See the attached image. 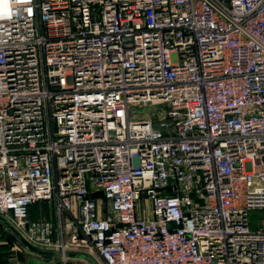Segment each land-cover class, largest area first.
Segmentation results:
<instances>
[{
    "label": "built area",
    "instance_id": "2783aa9c",
    "mask_svg": "<svg viewBox=\"0 0 264 264\" xmlns=\"http://www.w3.org/2000/svg\"><path fill=\"white\" fill-rule=\"evenodd\" d=\"M254 210L264 0H0V216L27 242L102 264H264Z\"/></svg>",
    "mask_w": 264,
    "mask_h": 264
},
{
    "label": "crops",
    "instance_id": "0c3cea01",
    "mask_svg": "<svg viewBox=\"0 0 264 264\" xmlns=\"http://www.w3.org/2000/svg\"><path fill=\"white\" fill-rule=\"evenodd\" d=\"M33 207L34 205L30 207V210ZM0 224L4 226L1 222ZM69 251L81 252V253L87 254L91 256L93 259H95L98 262V264H100L98 259L94 256L96 254L91 253L87 250H69ZM67 258L81 259V260L86 261L89 264H92L89 260H87L86 258L80 257V256H68ZM61 263H62L61 256L42 255V254L31 252L25 248L24 250L17 248L16 245H14L11 242V240L7 237V235L4 232L3 233L0 232V264H61Z\"/></svg>",
    "mask_w": 264,
    "mask_h": 264
},
{
    "label": "rangeland",
    "instance_id": "374dc122",
    "mask_svg": "<svg viewBox=\"0 0 264 264\" xmlns=\"http://www.w3.org/2000/svg\"><path fill=\"white\" fill-rule=\"evenodd\" d=\"M153 109H155V106L148 104V103L140 104V106L132 105L130 107L132 116L136 118H143L146 115H149ZM41 207H42V210H41L42 212L39 211ZM48 211H49L48 205H45L43 203H37L34 205V207L29 212L30 218L39 219L40 216H44L45 214H48ZM249 219H250V225L253 228H257L260 224V221L264 219V213L258 210L251 211L249 215ZM0 232L2 233L4 232L7 235V237L11 240V242L14 245H16L17 248L24 250V247L15 239V237L11 234V232H9L8 229H6L1 224H0ZM94 256L98 259L100 264H102V261L98 258V256L97 255H94ZM61 264H89V263L81 259L66 258L65 260L62 259Z\"/></svg>",
    "mask_w": 264,
    "mask_h": 264
},
{
    "label": "water",
    "instance_id": "95a60500",
    "mask_svg": "<svg viewBox=\"0 0 264 264\" xmlns=\"http://www.w3.org/2000/svg\"><path fill=\"white\" fill-rule=\"evenodd\" d=\"M0 222L13 234V236L18 240V242L27 250L34 252V253H38V254H42V255H57V256H80L83 258H86L87 260H89L92 264H98V262L93 259L91 256L81 253V252H73V251H66L64 253H62L61 251L58 250H52V249H44V248H40L37 246H34L32 244H30L29 242H27L23 236L3 217L0 216Z\"/></svg>",
    "mask_w": 264,
    "mask_h": 264
},
{
    "label": "trees",
    "instance_id": "16d2710c",
    "mask_svg": "<svg viewBox=\"0 0 264 264\" xmlns=\"http://www.w3.org/2000/svg\"><path fill=\"white\" fill-rule=\"evenodd\" d=\"M12 234V233H11ZM13 235V234H12ZM16 239V238H15ZM17 240V239H16ZM18 241V240H17Z\"/></svg>",
    "mask_w": 264,
    "mask_h": 264
},
{
    "label": "bare ground",
    "instance_id": "6f19581e",
    "mask_svg": "<svg viewBox=\"0 0 264 264\" xmlns=\"http://www.w3.org/2000/svg\"><path fill=\"white\" fill-rule=\"evenodd\" d=\"M4 4V3H3Z\"/></svg>",
    "mask_w": 264,
    "mask_h": 264
}]
</instances>
